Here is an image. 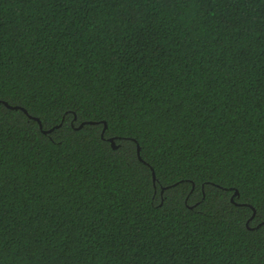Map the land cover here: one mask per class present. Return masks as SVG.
Segmentation results:
<instances>
[{"label": "trees", "instance_id": "1", "mask_svg": "<svg viewBox=\"0 0 264 264\" xmlns=\"http://www.w3.org/2000/svg\"><path fill=\"white\" fill-rule=\"evenodd\" d=\"M0 98V264H264V0H0Z\"/></svg>", "mask_w": 264, "mask_h": 264}, {"label": "snow or ice", "instance_id": "2", "mask_svg": "<svg viewBox=\"0 0 264 264\" xmlns=\"http://www.w3.org/2000/svg\"><path fill=\"white\" fill-rule=\"evenodd\" d=\"M2 105H3V99L0 98V120H2L5 115H7V113L4 112Z\"/></svg>", "mask_w": 264, "mask_h": 264}, {"label": "water", "instance_id": "3", "mask_svg": "<svg viewBox=\"0 0 264 264\" xmlns=\"http://www.w3.org/2000/svg\"><path fill=\"white\" fill-rule=\"evenodd\" d=\"M11 107H16V106H11ZM105 126H106V123H105ZM111 141H113V139H110ZM139 149V148H138Z\"/></svg>", "mask_w": 264, "mask_h": 264}]
</instances>
